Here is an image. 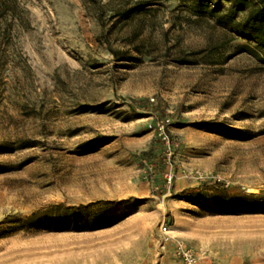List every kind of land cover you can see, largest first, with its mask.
Listing matches in <instances>:
<instances>
[{
    "label": "rangeland",
    "instance_id": "374dc122",
    "mask_svg": "<svg viewBox=\"0 0 264 264\" xmlns=\"http://www.w3.org/2000/svg\"><path fill=\"white\" fill-rule=\"evenodd\" d=\"M16 1L0 28V264H179L162 220L207 249L201 264H264V49L190 0ZM164 115L179 146L157 193L140 160Z\"/></svg>",
    "mask_w": 264,
    "mask_h": 264
},
{
    "label": "built area",
    "instance_id": "2783aa9c",
    "mask_svg": "<svg viewBox=\"0 0 264 264\" xmlns=\"http://www.w3.org/2000/svg\"><path fill=\"white\" fill-rule=\"evenodd\" d=\"M171 118L168 115L155 117L149 124L158 142L154 156L141 158L140 177L157 193H169L175 180V157L179 142L171 135L169 127ZM159 247L165 251L170 246L179 264H200L207 255L206 248L196 249L183 239L170 234L169 224L162 220L158 226Z\"/></svg>",
    "mask_w": 264,
    "mask_h": 264
},
{
    "label": "trees",
    "instance_id": "16d2710c",
    "mask_svg": "<svg viewBox=\"0 0 264 264\" xmlns=\"http://www.w3.org/2000/svg\"><path fill=\"white\" fill-rule=\"evenodd\" d=\"M193 7L203 9L215 16L217 23L230 32L248 40H253L264 49V0H190ZM226 1L227 6L221 2ZM135 7L126 9L128 15ZM237 14L240 17L237 19ZM21 20L18 15L16 0H0V28L7 26L8 19ZM264 206V204H261ZM62 204L56 205V211L51 212L47 220L62 222L65 211H59ZM255 207V206H254ZM256 208V207H255ZM67 213V212H66Z\"/></svg>",
    "mask_w": 264,
    "mask_h": 264
},
{
    "label": "crops",
    "instance_id": "0c3cea01",
    "mask_svg": "<svg viewBox=\"0 0 264 264\" xmlns=\"http://www.w3.org/2000/svg\"><path fill=\"white\" fill-rule=\"evenodd\" d=\"M204 258H206V257H204ZM204 258H202V259L200 260V264H201V262L203 261Z\"/></svg>",
    "mask_w": 264,
    "mask_h": 264
}]
</instances>
